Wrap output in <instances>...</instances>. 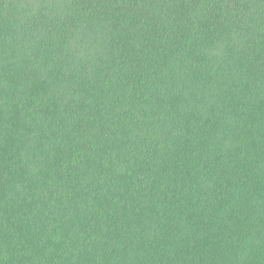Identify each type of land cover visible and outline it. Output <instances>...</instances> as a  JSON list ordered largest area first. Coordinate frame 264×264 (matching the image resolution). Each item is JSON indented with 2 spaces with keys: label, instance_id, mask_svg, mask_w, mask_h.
<instances>
[{
  "label": "trees",
  "instance_id": "16d2710c",
  "mask_svg": "<svg viewBox=\"0 0 264 264\" xmlns=\"http://www.w3.org/2000/svg\"><path fill=\"white\" fill-rule=\"evenodd\" d=\"M0 264H264V0H0Z\"/></svg>",
  "mask_w": 264,
  "mask_h": 264
}]
</instances>
